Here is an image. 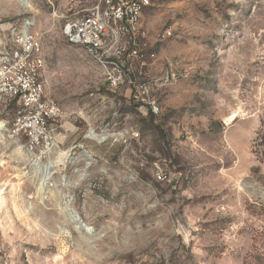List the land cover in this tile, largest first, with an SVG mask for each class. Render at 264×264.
I'll return each instance as SVG.
<instances>
[{
  "label": "rangeland",
  "instance_id": "1",
  "mask_svg": "<svg viewBox=\"0 0 264 264\" xmlns=\"http://www.w3.org/2000/svg\"><path fill=\"white\" fill-rule=\"evenodd\" d=\"M97 1L0 0L63 111L44 154L0 131V264H264V0H149L129 76L177 74L155 112L63 36Z\"/></svg>",
  "mask_w": 264,
  "mask_h": 264
},
{
  "label": "built area",
  "instance_id": "2",
  "mask_svg": "<svg viewBox=\"0 0 264 264\" xmlns=\"http://www.w3.org/2000/svg\"><path fill=\"white\" fill-rule=\"evenodd\" d=\"M149 5V0H98L90 9L68 18L62 34L95 61L109 88L129 87L135 101L155 112L158 106L152 93L176 81L177 74L169 69L144 82L129 76L134 60L155 57L142 48L140 40L142 12ZM33 27L34 22L27 19L0 43V108L11 112L10 121H3L0 131L6 130L27 151L44 154L56 146L54 125L63 111L45 92L42 37ZM172 33L169 25L162 37ZM187 75L184 70L183 77Z\"/></svg>",
  "mask_w": 264,
  "mask_h": 264
},
{
  "label": "bare ground",
  "instance_id": "3",
  "mask_svg": "<svg viewBox=\"0 0 264 264\" xmlns=\"http://www.w3.org/2000/svg\"><path fill=\"white\" fill-rule=\"evenodd\" d=\"M231 118V117H230Z\"/></svg>",
  "mask_w": 264,
  "mask_h": 264
}]
</instances>
